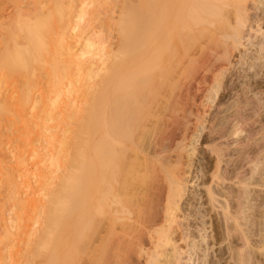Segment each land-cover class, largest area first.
<instances>
[{"label":"bare ground","instance_id":"obj_1","mask_svg":"<svg viewBox=\"0 0 264 264\" xmlns=\"http://www.w3.org/2000/svg\"><path fill=\"white\" fill-rule=\"evenodd\" d=\"M76 2L79 0H75ZM138 4L140 14L136 23L133 22L132 25L130 19L123 22L122 17L124 24L121 25L120 21L121 26H117L120 30L116 37L112 38L115 41H111L109 36L111 42L106 40L109 45L105 44V40L101 41L104 44H101L98 50L102 54L99 63L98 61L95 63V60L94 63L83 61L84 52L77 54L66 43L68 37L69 39L71 37L68 35L70 33L68 19L64 20L68 27L67 25L63 27L62 24V29L60 27L61 31L57 34L59 37L56 39L58 45L51 50L57 63L49 62L47 78L42 79L41 74L45 67L42 59L36 57L37 54L43 55L46 51L42 37L38 36L39 31H36L38 26L36 23L41 19L37 22L35 20L34 23L30 22L29 27L26 25L27 27L23 28L27 29L24 33L28 37V48L31 47V50L28 48L15 50L16 52H13L15 54L8 53L0 60V86L8 85L5 88L7 94H3L0 87V116L8 115L7 112L11 110L14 118L10 117V122L19 124L23 129L22 138L24 137L25 144L21 142L24 148L20 145L22 147L20 149H25V154L28 152L30 158L33 157L36 161V163L33 161L35 165H40L36 170L33 168L35 172L29 170L34 172L33 177L31 172L20 176L17 172L15 175L18 174L21 182L16 180V176L9 174L3 179V183L6 182L8 187L6 189L8 198L15 199L17 196L15 200L20 201L19 198L22 197L15 193H19L22 186L32 190L28 176L30 174L32 178L36 177L37 188L33 185L35 190L31 193L33 201L36 202V205H33L36 210L32 211H38L39 215L37 213L35 216H39V219L35 217L36 219L32 220L40 223L39 232L30 233L29 222L25 219L26 216L23 217L25 204L19 206V202L12 201V198L9 200L5 194L9 201L16 202L22 207L20 209L22 214L19 209L16 213L19 215L15 214V220L20 222L19 225L14 222L18 228H24L22 229L26 254L24 260L28 256L25 264H34L35 261H32L34 256H43L42 259L44 256H50L48 261L56 260L61 245H65L69 238L66 236L68 231L63 230H67L66 227L63 228L65 221L62 217L66 216L63 214L68 212L69 203H74L73 200L79 199L81 204L80 194L87 190L88 193L85 194L89 197L93 221L91 222L93 238L89 244L93 260L90 263L110 264V256L139 257V255L147 258L133 257L135 260H132L128 257L126 264H160L162 261L158 259L162 258L160 256H164L161 264L178 262L181 250L177 244L182 238L180 236L177 240L173 236V227L178 217L176 213L183 188L181 179L183 171L181 167L178 169L172 166L179 167L181 163L177 159H180L182 154L178 156L177 161H173H176L173 164L172 157L175 154L172 153V148L177 146L176 143L175 146L172 144L175 140L174 135L172 137L171 133H167L160 136L156 130L161 127V131L164 130L165 133L171 128V124L177 126L178 119L173 118L174 114L182 106L185 107L183 114L188 108L191 109L190 106H186L189 96L198 98L206 91V86L216 83L215 80L222 71H225V66L228 65L226 63L231 59L232 50L242 45L241 40L244 39L246 31L251 32L255 27V32L262 31L264 35V0H138ZM251 9L256 11L253 16L249 14ZM92 45V42H87L85 48H91ZM64 57L66 58L64 61L68 60V63L61 64L59 61ZM69 67L73 69L76 79L67 80L65 86L61 88L62 81L54 77L60 74L61 71L58 69L68 70ZM12 69L22 74V80H19L22 90H19L14 82L5 84L2 78L5 71ZM36 73L37 77L40 74V79H34ZM188 77L190 80L186 81ZM182 80L187 82L186 87H181L180 84L179 89L175 87L176 83ZM159 94L165 98L159 101V98L157 99ZM188 112L191 115L192 111ZM170 117L173 122L169 125ZM191 121L184 120L182 123L181 128L185 127L182 129L184 135L192 133L195 128L197 120ZM49 122L53 123L50 128L47 126ZM47 129L58 131L60 129L59 136L56 132L52 140L54 148L55 145L59 146L56 148L58 154L63 147L67 149L71 145L78 147L80 144L77 152L76 146L75 149L72 148L75 155L68 154L61 160L57 153L56 155L52 153L43 158L37 151L38 148L36 149L35 141L43 142L44 131ZM63 129V134L69 131L71 136L67 133L68 137L67 135L61 137L60 132ZM182 135L183 132L180 136ZM178 139L180 140V137ZM18 142L20 144V141ZM48 143H51V140ZM179 146L181 147L180 144ZM17 151L13 150L15 153ZM3 153L5 155L6 152ZM14 159H17L15 164H18L20 155ZM154 159H158L161 164L153 166ZM24 161L19 163L24 165ZM13 163L7 162L9 165ZM19 166L18 164L16 167ZM24 168L28 171L25 166ZM47 168L51 170L48 172ZM18 171L20 172V169ZM146 172L151 173V177L144 181L141 177H147L149 173L147 175ZM80 179H86V182L81 180L84 182L82 184ZM83 185L84 192L81 191ZM29 195L27 199H30ZM207 196L210 204L215 202V196L209 194ZM27 199L26 202L23 201L29 203ZM31 201L30 199L27 208L32 204ZM27 208L26 210H30L29 214L32 212L31 209H34ZM35 220L34 224H37ZM17 227L15 228L19 230ZM10 228H6L5 233H2L7 239L14 236ZM11 238L10 241L13 239ZM14 241L11 242V247L15 244ZM5 247L8 248L4 245ZM17 249L20 250L19 247ZM14 251L16 254V250ZM3 252L4 250L2 254ZM93 256L102 257L99 260L97 257L95 262ZM1 261L2 258L0 264H3ZM17 263L20 264V261ZM41 263L43 264V262L39 264Z\"/></svg>","mask_w":264,"mask_h":264},{"label":"rangeland","instance_id":"obj_2","mask_svg":"<svg viewBox=\"0 0 264 264\" xmlns=\"http://www.w3.org/2000/svg\"><path fill=\"white\" fill-rule=\"evenodd\" d=\"M79 2L75 3V0H0V60H3L8 53L28 48V37L26 33H24L27 29L23 30V28L30 24V22L34 23L35 20V22L40 19L44 20L43 22L40 20L41 23L40 21L38 22L42 24L43 27L36 23L39 26H37L36 31H39L40 34L38 33V36L42 37L40 38L43 41L46 51L43 55L37 54L36 57L42 59L45 67L41 74L42 79H45V77L47 78V65H49V62L57 63V59L54 58L51 50L58 45L56 39L59 37L57 34L60 33L59 31L62 29V24H64L63 27L66 25L68 27V23L64 22V20L66 21L68 19V22L70 21V26L68 27L70 33H68V35L71 37L70 39L68 37L66 43H68L72 51L77 54H82V52H84L82 55L83 61L94 63L95 60V63H97V61L99 63V58L102 54L98 50L101 44H104V42L107 44L106 40L108 36L110 40L114 38V36L116 37V34L120 30L118 27L124 24L123 22L125 20H132L129 22L134 25L133 22L136 23L140 14L138 0H79ZM71 5L74 7H71ZM254 13H256V11L253 9L249 12L251 16H253ZM78 14L81 15L80 18ZM122 17L124 19L123 22ZM26 22L28 23L26 24ZM129 22L128 24H130ZM40 26L42 29H40ZM261 32H255V27L251 32L246 31L245 37L242 39L243 41L241 40L242 45L240 44L232 50L231 59L228 61L229 63H226V65H228L225 66V71H222L215 80L216 83L210 84L211 86L208 84V86L205 85L206 91L199 95L200 98H193L192 95L189 96L186 106H190L191 109L187 107L188 110L183 114L185 107L182 108V106L179 111L174 114L175 117L173 118L178 119L176 122V124L178 123L177 126L171 124L173 122L171 117L174 116L172 115L170 117L171 119H169V125L171 124V128L169 127L170 129L165 133L163 128V131H161V127H158L156 130L159 131L156 133L160 136L164 134L167 135V133H171V136L174 135L175 140L172 144L175 146L176 143L177 146L176 148H172V153L175 154V156L172 155V158H174L173 160L171 159L172 162L182 154V157L177 159L181 163L179 167L173 165L177 160L173 162V164L171 163L173 168L179 169L181 167L180 169L183 171L181 179L184 189L182 188L180 200H178L176 213L178 217L176 218V224H174L175 227H173V236L176 237L177 240L181 236L183 240L178 241L177 244L181 250L177 264H264V35ZM109 39L107 42L115 41V39L111 41ZM102 40L105 41L101 43ZM29 41H31V39ZM87 42L93 43L91 48H85ZM28 49L31 50V47ZM31 52H33V50ZM61 59L59 61L61 64L68 61H64L66 60L65 57ZM69 63H71L70 60ZM58 70L61 72L55 75L54 79L62 81L61 88L65 86L67 80L76 79L71 67H69L68 70L63 68ZM38 75L40 76V74ZM39 76L37 77L36 73L34 79L39 78ZM2 78L5 84L7 82H14V85L16 83L17 88L22 90L21 84L19 83V80H22V74L17 70L12 69L5 71ZM185 80L188 81L190 79L188 77V79ZM185 80L180 81L178 84L176 83L175 87L177 86L179 89V84L181 87H186L187 82ZM7 86H0L3 94L8 93L5 90ZM164 93L166 92L164 91ZM162 94H159V97H157L159 101L166 96V94H164L165 96H162ZM189 110L192 111L190 112L191 115L188 112ZM7 113L9 114L3 117L0 116V129H2L0 130V145L2 146V148L0 146V259L2 258L1 262H3V264H13L15 262L17 263V261H20V264H25L28 256L26 260H24V256L26 257L24 253L25 247H23L24 236L22 234L24 233V228L15 226V222L18 223L17 225L20 223L15 220V214L22 208L19 207V204H25L23 206L26 207L27 204H30V199L32 201L34 200L31 193L37 188V185H35L36 177L32 178L34 176L32 174H34L35 170L40 165H35L36 161L34 158H30L28 152L25 154V149H20L22 146L21 142L25 144L24 137L22 138V136H24L23 129H21L19 124L10 122V117L14 118L11 110ZM194 119L197 120L195 121V130L193 129L192 133L184 135V130L182 131V129L185 127L181 128L182 123L184 120H193L194 122ZM52 124V122H49L47 126L50 128ZM6 126L11 129H7ZM59 131L57 129H47L44 131L45 140L41 143L35 141V145L37 146L36 149L38 148L37 151L43 158H47L49 154L57 153L58 157L62 160L68 154L75 155V153L73 154L75 146V152L78 151L80 144L78 147L77 145L73 146L74 149H72V145L67 149L63 147L60 154H58L56 148L59 146L55 145L54 148L52 140L56 132L59 136ZM63 132L64 129L60 132L61 137L67 135L69 131H66L64 134ZM172 132L175 134H172ZM182 132L185 136L184 141L182 140L183 135L180 136ZM69 135L71 136V133ZM178 137H180V140ZM50 140L51 143H48ZM18 141H20V144H18ZM80 143L82 144V142ZM22 147L24 148V146ZM13 150L15 152L18 151L15 153ZM3 151L6 152L5 155H3ZM172 153H170V156ZM19 155L21 159L18 160V164L20 166L17 168L16 166L18 164H15L17 159L15 160L14 158ZM2 159H5V161ZM22 159L27 161L25 162ZM12 161L14 162V166L12 164V166L9 165ZM19 161H24V165L23 163H19ZM153 161L155 162H153V166H159V164H161L158 159H154ZM7 162L9 164H7ZM178 163L179 162H177V166ZM24 166L28 171H26ZM157 168L155 169L157 170ZM19 169L20 172L18 171ZM49 170L51 169H48V172ZM17 172L19 176L26 172H31L30 174L32 175V177L30 174L28 176L29 181L31 180L30 183H32L29 184L30 186L32 185V190L27 187H25L27 188L25 189L22 186L20 187L21 191L19 190L20 194L15 193L18 194L19 197H22L19 198L20 201H18V199L15 200L17 198L16 195H14L16 196L15 199L11 197L12 201L19 202V206L16 202L9 201L11 198H8V194H6L8 191L6 189L8 187L6 182L3 183V179H5L6 176L8 177L11 175L15 177ZM57 173L59 174V172ZM148 173L146 172L147 175ZM18 174L16 180L21 182V179L18 178ZM150 177L151 173H149L147 177L142 176L141 178L142 180L144 178V181H146ZM213 177H216L214 181ZM81 180L85 181L86 179H80V183L82 182ZM83 183L84 182H82V184ZM85 185L81 187L83 189L81 190L82 192H84ZM30 186L28 187L30 188ZM86 188L88 189V187ZM27 190L30 195L27 193ZM208 190L209 192L207 193ZM87 191L84 192V194H80L79 198L81 204H79V199L77 201L73 200V206L72 203H69L70 209L66 214H63L66 216L61 214L63 220L66 222L63 221L65 225L62 226L63 228H67V230H63L68 231L66 236L67 238H71H68L69 241L66 238L67 242H65V245H61L59 256H57L55 261H48L47 259H50V256H44L43 259V256H34L32 259L33 262L35 261L34 264H39L40 262H43V264H46V262L48 264H92L90 263L93 259H91L92 254L91 251H89V244H91L90 242H92L93 238V225L91 223L93 221L92 215H90L91 210L88 201L89 197L86 195L88 193ZM5 194L9 200L6 198ZM208 194L213 197L215 196L214 198L217 201L215 200L214 203L212 202L210 204L209 196H207ZM24 195L25 197H23ZM28 195L30 196V199L28 198L29 201L27 199ZM31 196L33 198H31ZM25 199H27L29 203H25ZM23 200H25V202ZM71 201L72 200H70V202ZM74 204H76V208ZM33 205H36L35 201L32 202L30 207L28 206V208H26H34L31 209V211H35L36 207H33ZM24 207L23 214L25 213L27 215L24 214L23 217L26 216L25 219L29 222L27 223L30 225V233L34 234L35 232H39L40 223L35 220V217L39 215L38 211L30 212L31 216L33 215V217H31L29 216L30 210H26ZM16 209L19 210L17 211ZM35 214L37 215L35 216ZM16 215H19V213ZM29 218L31 220L35 218L34 220L37 224H34V220H32L33 222L29 221ZM70 223H72V225H70ZM10 226L12 228H10ZM4 227L10 228V232L14 234L12 238L15 241L11 237H9V239H12L10 241L3 236L4 234L2 233H5L4 230L6 229H4ZM32 229H34L33 232H31ZM70 234H72V236H70ZM5 240L7 241L5 242ZM12 241L15 243H12L14 246H12L13 249L11 247ZM19 241H21V243ZM4 245L8 246V248H4ZM1 247H3V249ZM18 247L20 250L17 249ZM3 250L4 252L2 254ZM14 250H16V254ZM97 257V260H99L102 256ZM97 257L93 256L95 262ZM128 257L110 256V264L113 262V264H123L124 262V264H126L128 262L126 261ZM133 257H136V259H142V257H144V259L147 258L146 256L139 255V257L130 256L129 259ZM160 257L162 258H158L159 261H163L164 256ZM17 258L19 259L17 260ZM132 260H135V258ZM162 261L160 264L163 263Z\"/></svg>","mask_w":264,"mask_h":264}]
</instances>
